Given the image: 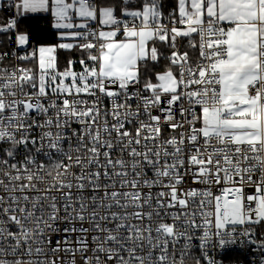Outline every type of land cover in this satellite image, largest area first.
I'll use <instances>...</instances> for the list:
<instances>
[{
	"label": "snow or ice",
	"instance_id": "1",
	"mask_svg": "<svg viewBox=\"0 0 264 264\" xmlns=\"http://www.w3.org/2000/svg\"><path fill=\"white\" fill-rule=\"evenodd\" d=\"M0 264H264V0H0Z\"/></svg>",
	"mask_w": 264,
	"mask_h": 264
},
{
	"label": "trees",
	"instance_id": "2",
	"mask_svg": "<svg viewBox=\"0 0 264 264\" xmlns=\"http://www.w3.org/2000/svg\"><path fill=\"white\" fill-rule=\"evenodd\" d=\"M33 30V39L42 41L53 40L54 37L47 31V21L43 19H31L25 22Z\"/></svg>",
	"mask_w": 264,
	"mask_h": 264
},
{
	"label": "built area",
	"instance_id": "3",
	"mask_svg": "<svg viewBox=\"0 0 264 264\" xmlns=\"http://www.w3.org/2000/svg\"><path fill=\"white\" fill-rule=\"evenodd\" d=\"M232 255L238 257L239 259H243V256H241L239 253H233Z\"/></svg>",
	"mask_w": 264,
	"mask_h": 264
},
{
	"label": "rangeland",
	"instance_id": "4",
	"mask_svg": "<svg viewBox=\"0 0 264 264\" xmlns=\"http://www.w3.org/2000/svg\"><path fill=\"white\" fill-rule=\"evenodd\" d=\"M77 68H79V65H77Z\"/></svg>",
	"mask_w": 264,
	"mask_h": 264
}]
</instances>
